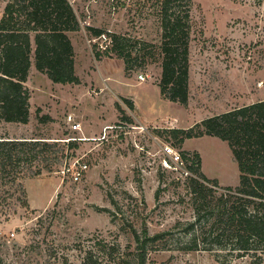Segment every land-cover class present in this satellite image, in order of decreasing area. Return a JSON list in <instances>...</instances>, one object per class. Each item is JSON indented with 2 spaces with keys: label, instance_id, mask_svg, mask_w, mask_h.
Instances as JSON below:
<instances>
[{
  "label": "rangeland",
  "instance_id": "1",
  "mask_svg": "<svg viewBox=\"0 0 264 264\" xmlns=\"http://www.w3.org/2000/svg\"><path fill=\"white\" fill-rule=\"evenodd\" d=\"M73 1L82 21L86 18L82 29L71 34L79 82H53L36 69L32 55L25 82L31 95L29 121L0 120V137H39L56 143L46 162L53 170L35 176L24 170L22 188L10 185L9 177L0 179V255L5 264H81L88 251L99 263L140 264L132 228L140 236L144 228L151 236L162 233L148 242L145 264H252L249 256L235 257L228 250L184 248L187 222L195 216L189 177L163 164L160 145L168 142L197 152L204 173L218 179L217 192L239 183L238 163L227 141L204 132L186 139L180 148L166 130L188 128L264 99V0H189L186 105L160 95L156 47H148L154 56L135 61L129 73L115 54L100 59L94 54L111 46L107 31L130 37L129 46L138 48V39L159 44L161 0ZM7 2L0 0V18ZM93 3L101 6V15L92 14ZM182 3L176 0L171 7L179 9ZM93 24L106 33L91 35L87 27ZM139 74L146 77L141 84ZM125 96L137 101L142 116L159 123H137ZM37 108L39 115L51 119L40 122ZM68 115L81 123L80 130L70 128ZM161 117L172 123L160 122ZM73 140L76 147H66ZM83 164L87 168L75 181L73 172ZM198 241L203 245L201 238Z\"/></svg>",
  "mask_w": 264,
  "mask_h": 264
},
{
  "label": "trees",
  "instance_id": "2",
  "mask_svg": "<svg viewBox=\"0 0 264 264\" xmlns=\"http://www.w3.org/2000/svg\"><path fill=\"white\" fill-rule=\"evenodd\" d=\"M174 1L161 0L159 44L138 39L137 48L129 46L127 35L107 31L111 46L94 54L97 59L115 54L123 59L124 69L129 73L135 61L154 56L148 47H156V60L161 63L158 86L162 96L186 105L189 99L190 7L189 0H182L180 8L173 10L171 3ZM80 29L81 20L69 0H8L0 18V120L29 121L31 95L25 82L32 55L36 69L53 82H79L69 32ZM87 30L95 37L106 33L104 28L93 25ZM134 48L136 54L133 56ZM122 99L134 109L130 98ZM117 107L124 113L119 105ZM40 111L37 108L40 122L51 119L48 114L39 115ZM121 118L133 121L128 115ZM207 131L228 142L238 163L239 183L222 186L223 191L217 192L218 179L209 178L200 171L199 154L180 150L189 168L199 177H189L195 216L187 222L185 233L189 239L184 248L228 250L235 257L249 256L252 264H264V99L208 116L188 128L169 127L166 130L180 148L186 139L200 137ZM55 145L39 137H0V179L9 177L10 185L22 188L21 179L27 174L24 170H30V176L40 174L43 169L53 170L46 162L48 154L55 152ZM65 145L76 147L74 140ZM132 231L138 244L137 262L145 264L148 242L158 240L162 233L151 236L144 228L140 236L137 229L132 228ZM199 238L203 245L199 244ZM0 264H5L1 255ZM81 264L104 263H99V257L88 251Z\"/></svg>",
  "mask_w": 264,
  "mask_h": 264
},
{
  "label": "built area",
  "instance_id": "3",
  "mask_svg": "<svg viewBox=\"0 0 264 264\" xmlns=\"http://www.w3.org/2000/svg\"><path fill=\"white\" fill-rule=\"evenodd\" d=\"M81 23L83 24V23H85V21H81ZM102 34H104V33H102ZM138 79H139V81H144L146 79V77L143 74H139ZM67 122H68V124L72 130H80L81 123L74 121V117L72 115H68ZM160 151L164 155V159H163L164 165H166L168 167H171V165H174L175 168H180L185 176L199 178L189 168L188 163L183 158L181 151L179 149H177L176 147H174L171 143H168V142L161 143ZM86 168H87V164L81 165L80 169H77L76 171L73 172V179L75 181L80 180L82 177V172Z\"/></svg>",
  "mask_w": 264,
  "mask_h": 264
},
{
  "label": "crops",
  "instance_id": "4",
  "mask_svg": "<svg viewBox=\"0 0 264 264\" xmlns=\"http://www.w3.org/2000/svg\"><path fill=\"white\" fill-rule=\"evenodd\" d=\"M70 2H71V4H72V6H73V8H74V10H75V12H76V14L78 15V17L80 18V20L82 21V17L80 16V13H79V10H78V6H76V4L74 3V1L73 0H69ZM101 6H99L98 5V3H93L92 5H91V8H92V14H95V13H97V15H101L102 14V12H103V10L100 8ZM86 20V18L84 17V20L83 21H85ZM93 26H97V27H99L98 25H94L93 24ZM82 29V28H81ZM72 33H74V32H69V36H70V38H71V40H72V37H71V34ZM73 42V41H72ZM74 45V44H73ZM138 83H142V81H137ZM160 89V88H159ZM160 95L162 96V94H161V92H160ZM124 96V95H123ZM126 97V96H125ZM163 97V96H162ZM128 98H130V97H128ZM164 98V97H163ZM132 101H133V104H134V109H135V113H136V115L133 117V119L137 122V123H139V124H141V125H143V124H156V123H159V122H156V120H153V118H146V117H144V116H142V114H140V112H139V109H138V103H137V101H135L134 99H132V98H130ZM165 121H167L168 122V124L169 123H172V121L170 120V118H167V117H161L160 118V122H165ZM103 127H107V124H104L103 125ZM202 171H203V168H202ZM203 173H204V171H203ZM205 174V173H204ZM206 175V174H205ZM207 176V175H206ZM209 178H211V177H209Z\"/></svg>",
  "mask_w": 264,
  "mask_h": 264
},
{
  "label": "water",
  "instance_id": "5",
  "mask_svg": "<svg viewBox=\"0 0 264 264\" xmlns=\"http://www.w3.org/2000/svg\"><path fill=\"white\" fill-rule=\"evenodd\" d=\"M207 133H208V134H211V132H210V131H207Z\"/></svg>",
  "mask_w": 264,
  "mask_h": 264
}]
</instances>
